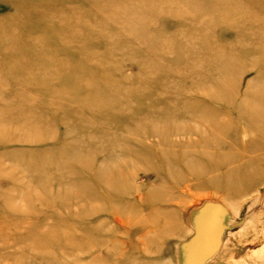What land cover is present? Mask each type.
Returning a JSON list of instances; mask_svg holds the SVG:
<instances>
[{
  "label": "rangeland",
  "instance_id": "1",
  "mask_svg": "<svg viewBox=\"0 0 264 264\" xmlns=\"http://www.w3.org/2000/svg\"><path fill=\"white\" fill-rule=\"evenodd\" d=\"M262 99L264 0H0V264H264Z\"/></svg>",
  "mask_w": 264,
  "mask_h": 264
},
{
  "label": "water",
  "instance_id": "2",
  "mask_svg": "<svg viewBox=\"0 0 264 264\" xmlns=\"http://www.w3.org/2000/svg\"><path fill=\"white\" fill-rule=\"evenodd\" d=\"M215 208L216 207H214L212 210V212H214V214L216 211ZM218 208H219V210H221V207H218ZM222 210L219 212L223 213ZM214 220H216V221H214ZM214 220H212L211 218L204 220L208 224L206 228H208L209 224L214 221V223L212 225L213 227H211V228L209 227V228L212 231H214V229H212V228H216L215 229L216 232L214 233L211 231L210 238L204 236L205 235V231H204L205 229L202 232H200V231L198 232V237H197L198 244L197 245H200L199 250L196 251L197 254L194 255V259L192 260V262L190 261L189 264H201V263H203L204 260L214 251V248L218 243L217 240H218L219 235L221 234V227H222V225L220 223L221 221L219 218L216 217V214H215ZM213 239H214V243L211 242V240H213Z\"/></svg>",
  "mask_w": 264,
  "mask_h": 264
},
{
  "label": "bare ground",
  "instance_id": "3",
  "mask_svg": "<svg viewBox=\"0 0 264 264\" xmlns=\"http://www.w3.org/2000/svg\"><path fill=\"white\" fill-rule=\"evenodd\" d=\"M261 44V43H260ZM248 62H250V61H248ZM251 65V64H250ZM260 104L264 107V99H262L261 100V102H260ZM254 117L256 118V119H260V118H264V110H262L261 112H259V113H255L254 114Z\"/></svg>",
  "mask_w": 264,
  "mask_h": 264
}]
</instances>
